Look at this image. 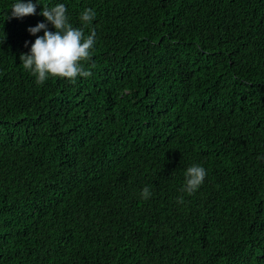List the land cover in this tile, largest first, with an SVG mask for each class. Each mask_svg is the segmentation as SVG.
Returning a JSON list of instances; mask_svg holds the SVG:
<instances>
[{"label":"trees","instance_id":"1","mask_svg":"<svg viewBox=\"0 0 264 264\" xmlns=\"http://www.w3.org/2000/svg\"><path fill=\"white\" fill-rule=\"evenodd\" d=\"M13 2L0 0V264H264V0H41L8 18ZM59 2L96 32L92 75L38 85L20 56ZM193 164L207 176L188 194Z\"/></svg>","mask_w":264,"mask_h":264},{"label":"clouds","instance_id":"2","mask_svg":"<svg viewBox=\"0 0 264 264\" xmlns=\"http://www.w3.org/2000/svg\"><path fill=\"white\" fill-rule=\"evenodd\" d=\"M39 4H42L41 0H14L9 8L10 17H7L23 18L34 15ZM40 15L45 17L47 22H38L28 28L29 33L36 38L34 43L25 42L26 47L31 44L30 50L20 56L24 69L34 76L35 83L42 85L52 77L67 78L75 82L78 76H91V71L84 69L82 61L92 55L96 44V32L93 30L85 35L82 28L74 27L70 23L67 6L63 2L44 6ZM95 17L96 12L90 7L79 14V20L85 26L91 24ZM49 23L54 26L55 31L49 30ZM42 30L43 35L38 36L37 33ZM206 176L207 170L201 164L187 167L184 172L183 190L188 194L197 191ZM151 194L149 186H144L140 193L144 199L150 198Z\"/></svg>","mask_w":264,"mask_h":264}]
</instances>
